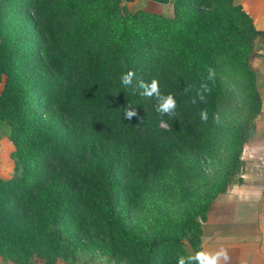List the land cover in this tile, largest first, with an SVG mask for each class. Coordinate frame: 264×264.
Here are the masks:
<instances>
[{
  "label": "trees",
  "instance_id": "16d2710c",
  "mask_svg": "<svg viewBox=\"0 0 264 264\" xmlns=\"http://www.w3.org/2000/svg\"><path fill=\"white\" fill-rule=\"evenodd\" d=\"M119 3L0 0V121L9 128L14 170L0 178V256L13 264H56L81 251L116 264H193L176 240H148L126 219L181 153L201 158L205 174L216 171L208 132L226 92L225 66H246L239 80L249 117L229 131L230 164H242L261 110L255 72L218 58L242 34H264L237 4L221 20L216 0H176L174 18L131 15ZM130 70L135 75L124 86ZM153 79L161 98L142 95L141 81ZM169 94L176 108L161 114ZM129 108L138 113L131 120L124 118ZM205 215L189 242L196 252Z\"/></svg>",
  "mask_w": 264,
  "mask_h": 264
},
{
  "label": "rangeland",
  "instance_id": "374dc122",
  "mask_svg": "<svg viewBox=\"0 0 264 264\" xmlns=\"http://www.w3.org/2000/svg\"><path fill=\"white\" fill-rule=\"evenodd\" d=\"M119 2V7L131 15L137 12H145L166 18L175 17L176 0H167L166 3L154 0H134L131 2L119 0ZM233 5H236L235 0H216L214 12L220 13L222 20ZM263 41L262 37L254 38L251 35L242 34L238 40L227 42L228 49L218 60H241L242 64L245 63L248 68L253 70V58L261 49ZM245 68L246 66L242 65L233 70L225 66L224 69L228 70V80L221 76L226 84V92L221 99L216 127L208 132L213 151L211 159L216 168L214 174H205L200 170L201 158L181 153L180 164L151 183L150 190L142 198L141 206L135 208L126 219L127 227L148 240H153L156 237H161L162 240L167 238L176 240L189 259L197 253L191 248L189 242H196L198 222L205 215L207 203L220 187L227 190L239 181L242 166L237 163L234 166L230 164L232 134L229 131L235 132L249 117V102L243 82L239 80L242 75H246ZM231 80L239 81V85L233 84ZM254 120L253 125L251 121L250 135L243 146L255 144L254 147L258 149L260 146L258 150L262 152L264 151V144L260 145L259 139L263 134L264 121L257 118V124L254 126ZM254 131L257 134H253ZM255 136L258 137L259 141L255 140L257 138ZM9 148H12L9 141V128L0 121L1 172H5L6 167L12 166ZM191 261L194 263V260ZM0 264L13 263L0 256ZM31 264L44 263L34 259ZM56 264L116 263L102 256L99 252L81 251L73 259H59Z\"/></svg>",
  "mask_w": 264,
  "mask_h": 264
},
{
  "label": "crops",
  "instance_id": "0c3cea01",
  "mask_svg": "<svg viewBox=\"0 0 264 264\" xmlns=\"http://www.w3.org/2000/svg\"><path fill=\"white\" fill-rule=\"evenodd\" d=\"M235 3L251 19L254 29L264 34V0H235ZM253 60L261 99V110L256 119L264 121V41ZM262 129L260 141L255 136L260 145L264 144ZM254 145L243 146L239 181L214 198L200 224L199 251L226 249L230 260H221L220 264H264V151H259L260 146L256 149ZM12 150L13 146L9 157ZM12 175L13 163L5 168V172L0 170L3 180L10 179Z\"/></svg>",
  "mask_w": 264,
  "mask_h": 264
},
{
  "label": "clouds",
  "instance_id": "9594fccd",
  "mask_svg": "<svg viewBox=\"0 0 264 264\" xmlns=\"http://www.w3.org/2000/svg\"><path fill=\"white\" fill-rule=\"evenodd\" d=\"M135 73L133 71H128L126 74H122L121 76V83L124 86H129L132 83V79L134 77ZM213 73L209 72V77ZM140 86L145 89V91L142 93V95L145 96H152L155 94L157 98H161V93L159 89L158 81L153 79L150 85H146L141 81ZM163 102L158 105L157 111H159L161 114L167 113L171 115L176 108V100L173 98L171 94H169L167 97L162 98ZM195 102V101H193ZM134 115H138V113L134 109H125L124 110V118L127 120H131V118ZM201 119L206 120L207 119V113L202 111L200 113ZM191 260H194L197 262V264H220L221 260L223 261H229L230 257L228 255V252L224 248H220L218 251L215 252H209V251H198L194 256L190 257ZM179 264H184V259H179Z\"/></svg>",
  "mask_w": 264,
  "mask_h": 264
},
{
  "label": "built area",
  "instance_id": "2783aa9c",
  "mask_svg": "<svg viewBox=\"0 0 264 264\" xmlns=\"http://www.w3.org/2000/svg\"><path fill=\"white\" fill-rule=\"evenodd\" d=\"M208 171L210 172L211 170H210V169H208Z\"/></svg>",
  "mask_w": 264,
  "mask_h": 264
}]
</instances>
